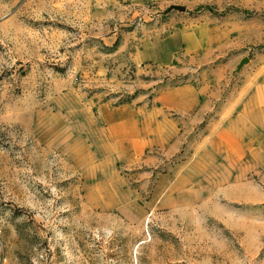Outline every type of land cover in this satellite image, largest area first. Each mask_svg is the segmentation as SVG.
I'll return each instance as SVG.
<instances>
[{"label": "rangeland", "instance_id": "rangeland-1", "mask_svg": "<svg viewBox=\"0 0 264 264\" xmlns=\"http://www.w3.org/2000/svg\"><path fill=\"white\" fill-rule=\"evenodd\" d=\"M215 23L228 45L156 58ZM263 59L264 0H0V264H264V151L215 124ZM128 107L133 156L104 138Z\"/></svg>", "mask_w": 264, "mask_h": 264}, {"label": "crops", "instance_id": "crops-1", "mask_svg": "<svg viewBox=\"0 0 264 264\" xmlns=\"http://www.w3.org/2000/svg\"><path fill=\"white\" fill-rule=\"evenodd\" d=\"M175 1L192 4L201 0ZM231 29L233 26L215 23L201 25L197 29L191 27L173 32L161 40L156 58H160L163 62L171 60L175 51L183 48L182 46L185 50L203 52L209 51L213 46L221 48L230 43ZM185 91L190 90L188 88L170 90L167 95L172 97V100H181ZM194 98V95H190L187 100L181 102L190 104ZM230 98L215 119L216 135H225L227 138V142L221 144V147L228 160L242 162L248 161V157H251L249 161L253 162L255 153L258 150L264 151V59L253 73L246 76L237 88V92ZM112 111L133 114V119L125 120L127 127L121 134L117 135L109 130L104 138L109 141V146L123 145L125 154L133 156L141 150L143 142L148 139L146 136L150 135L149 131H142V118L140 115L136 116L141 110L128 107L113 108ZM152 124L154 128L157 127L156 120ZM114 141L117 143H113ZM126 142L128 144H125ZM262 155L264 156V152Z\"/></svg>", "mask_w": 264, "mask_h": 264}, {"label": "water", "instance_id": "water-1", "mask_svg": "<svg viewBox=\"0 0 264 264\" xmlns=\"http://www.w3.org/2000/svg\"><path fill=\"white\" fill-rule=\"evenodd\" d=\"M246 61H247V59L244 60V62H246Z\"/></svg>", "mask_w": 264, "mask_h": 264}]
</instances>
